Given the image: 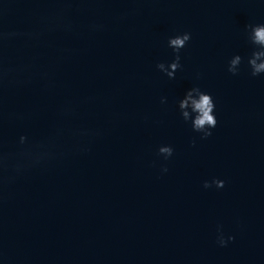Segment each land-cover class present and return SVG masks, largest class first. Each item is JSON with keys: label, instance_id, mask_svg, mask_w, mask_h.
<instances>
[{"label": "water", "instance_id": "water-1", "mask_svg": "<svg viewBox=\"0 0 264 264\" xmlns=\"http://www.w3.org/2000/svg\"><path fill=\"white\" fill-rule=\"evenodd\" d=\"M257 23L264 0H0V264H264ZM193 85L216 105L205 139L177 108Z\"/></svg>", "mask_w": 264, "mask_h": 264}, {"label": "clouds", "instance_id": "clouds-1", "mask_svg": "<svg viewBox=\"0 0 264 264\" xmlns=\"http://www.w3.org/2000/svg\"><path fill=\"white\" fill-rule=\"evenodd\" d=\"M246 30L248 41L252 45L251 53L247 56L246 61L250 75L253 77L264 75V23L247 25ZM190 39V32H182L168 37L167 46L172 50L173 59L168 62H159L156 67L169 79L174 78L177 70L182 67L180 53ZM243 62L244 58L240 54H233L228 60L227 71L232 75H237ZM166 100V97H161L162 104L166 103ZM215 107L211 93L201 89L198 85L186 89L177 100V108L181 118L190 125L194 132L200 134L201 139L209 137L218 123ZM173 151L171 145H161L158 147L157 154L167 160L172 156ZM167 170L166 167L162 168L163 172H167ZM224 183L223 179L213 178L211 182L204 181L203 186L209 188L215 185L216 188H222ZM233 239V236L227 238L224 235L217 236V242L221 246Z\"/></svg>", "mask_w": 264, "mask_h": 264}]
</instances>
